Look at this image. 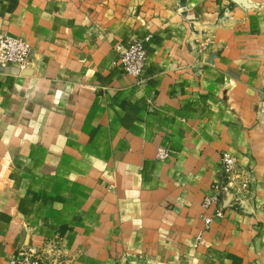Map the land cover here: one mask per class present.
<instances>
[{
  "label": "crops",
  "instance_id": "0c3cea01",
  "mask_svg": "<svg viewBox=\"0 0 264 264\" xmlns=\"http://www.w3.org/2000/svg\"><path fill=\"white\" fill-rule=\"evenodd\" d=\"M0 35L33 53L0 65V264H264V0H0ZM223 154L254 196L215 218Z\"/></svg>",
  "mask_w": 264,
  "mask_h": 264
},
{
  "label": "built area",
  "instance_id": "2783aa9c",
  "mask_svg": "<svg viewBox=\"0 0 264 264\" xmlns=\"http://www.w3.org/2000/svg\"><path fill=\"white\" fill-rule=\"evenodd\" d=\"M146 58L147 53L142 41L136 39L130 40L120 55L125 72L135 78H140ZM32 59V51L26 41L0 35V64L25 67ZM166 156V151H158V158L163 159ZM253 183L250 170L239 167L234 157L223 154L220 160L219 179L211 186L213 195L204 197L202 210L205 212L213 208L212 216L222 217L221 200L224 196L230 198V207H241L244 202L252 199ZM201 219L207 227L210 226L212 217L202 214ZM50 250L48 253L43 249L22 247L7 264H55L60 257V247L53 242L50 244Z\"/></svg>",
  "mask_w": 264,
  "mask_h": 264
},
{
  "label": "rangeland",
  "instance_id": "374dc122",
  "mask_svg": "<svg viewBox=\"0 0 264 264\" xmlns=\"http://www.w3.org/2000/svg\"><path fill=\"white\" fill-rule=\"evenodd\" d=\"M28 44V43H27ZM29 45V44H28ZM30 47V46H29ZM30 49H31V47H30ZM32 51V50H31ZM33 54V53H32ZM33 60V59H32ZM30 64H32V61L28 64V65H26L25 67H20V66H16V65H12V66H15V67H17L19 70H27L28 69V66L30 65ZM0 65H2V64H0ZM4 66V65H3ZM167 157V156H166ZM165 157V158H166ZM222 157V156H221ZM235 159V158H234ZM221 160V159H220ZM236 160V159H235ZM236 162H237V164L239 165V167H241V168H243V169H246V170H250L251 172H252V176H253V179H254V182H255V175H254V172L252 171V169H250V168H248V167H246V166H242L237 160H236ZM219 169H220V164H219V168H218V174H217V180L216 181H218V179H219ZM253 185H254V183H253ZM253 196H254V190L252 191V199H253ZM226 198H228L229 199V202H228V207H230L229 205H230V198L229 197H222V200H221V202H222V207H223V202L225 201V199ZM251 199V200H252ZM251 200L249 201V203L251 202ZM243 205L241 206V207H238V208H234V207H230V208H233V209H235V210H237L238 212H243V211H245V208L243 207Z\"/></svg>",
  "mask_w": 264,
  "mask_h": 264
}]
</instances>
